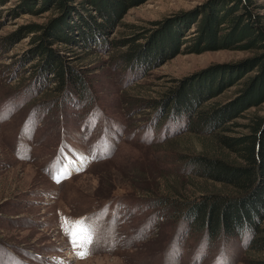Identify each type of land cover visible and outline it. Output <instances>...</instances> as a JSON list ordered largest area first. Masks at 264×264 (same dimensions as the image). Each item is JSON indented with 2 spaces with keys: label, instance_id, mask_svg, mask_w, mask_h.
Wrapping results in <instances>:
<instances>
[{
  "label": "rangeland",
  "instance_id": "1",
  "mask_svg": "<svg viewBox=\"0 0 264 264\" xmlns=\"http://www.w3.org/2000/svg\"><path fill=\"white\" fill-rule=\"evenodd\" d=\"M218 1L137 0L108 24L93 9L73 12L69 20L92 22L94 14L102 22L91 26L97 34L90 45H51L85 79L89 94L83 97L69 77L59 88L53 74L29 57L37 34L24 30L62 13L46 0H0V39L13 38L7 49L0 45V264H248L250 232L208 241L177 206L211 192H236L192 173L189 155L236 156L209 134L188 129L183 112H161L186 88L203 91L200 81L214 69L254 56L239 49L199 50L197 21ZM170 27L179 32L180 45L159 53L157 44L152 64L117 61L135 45L132 59L145 56ZM241 82L215 97L206 94L203 108L229 102ZM248 111L263 115L264 103ZM247 119L229 124L231 134L247 133ZM62 216L93 218L87 257L76 255Z\"/></svg>",
  "mask_w": 264,
  "mask_h": 264
},
{
  "label": "trees",
  "instance_id": "2",
  "mask_svg": "<svg viewBox=\"0 0 264 264\" xmlns=\"http://www.w3.org/2000/svg\"><path fill=\"white\" fill-rule=\"evenodd\" d=\"M46 1L52 4V8L60 11L62 16L48 25L31 24L29 30H24V33L37 34L35 47L30 51L29 57L32 61L38 60L41 63L44 74H53L52 78L58 82L59 88L67 86L69 77L70 84L77 93L81 96L88 95L89 87L83 76L58 56L51 45L59 40L82 46L95 41L93 37L97 33L91 26L98 24L96 16L94 14L90 16L92 22L86 21L87 18L69 20L73 12L93 9L99 15V19L105 20L108 24L114 17L122 18L130 8L137 5V0H82L80 4L73 3L75 0ZM263 10L264 4L259 0H219L217 5L204 12L197 21L203 39V44L199 45L200 51L229 48L251 51L254 52V56L244 60L241 65L214 69L211 78L200 81L198 87L203 91L193 92L192 89L189 91V88H186L182 95L184 97L179 98L178 103L169 100L161 111L163 117H166L170 109L174 110L168 115L170 117L176 113L181 115L183 112L187 117L185 126L188 129L201 135L209 134L215 138L218 147L226 148L236 156L235 159H230L228 155L223 154L189 155L186 165L192 173L205 179L232 185L236 192L225 195L211 192L194 199L187 206H182L183 203L177 206L184 209L185 217L191 221V226L195 230L207 233L208 241L223 237L229 240L240 237L244 231L250 232L251 238L247 246L248 264H264V114L253 113L250 116L247 114L251 108L260 107L264 103ZM101 23L98 25L101 26ZM170 28L159 33L147 56L132 59L139 48L135 45L131 51L117 56V61L127 65L136 60L134 64L137 66L152 64L153 58H157V54L156 57L153 55L157 44L158 47L163 44L158 49L159 53L166 51V47L180 45L179 32ZM222 29L225 31L220 33ZM12 39V37L0 39V45L7 49ZM123 42L118 46H124ZM177 53H180V50H176L175 54ZM254 70L257 71L256 75L246 76ZM240 82L237 94L229 102L203 108L205 97L209 94L215 97ZM204 85L206 86L202 87ZM199 103L201 105L197 108ZM245 117H248V122L243 126L248 132L241 136L232 135L231 131L234 129L232 130L229 124L238 126L240 124L236 121Z\"/></svg>",
  "mask_w": 264,
  "mask_h": 264
},
{
  "label": "snow or ice",
  "instance_id": "3",
  "mask_svg": "<svg viewBox=\"0 0 264 264\" xmlns=\"http://www.w3.org/2000/svg\"><path fill=\"white\" fill-rule=\"evenodd\" d=\"M57 179H59L57 177ZM61 228L73 246L76 255L83 259L90 254V248L95 238V226L90 217L61 218Z\"/></svg>",
  "mask_w": 264,
  "mask_h": 264
}]
</instances>
